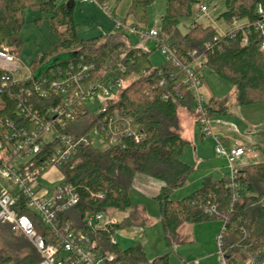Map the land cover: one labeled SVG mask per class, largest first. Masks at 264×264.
<instances>
[{
	"label": "trees",
	"instance_id": "16d2710c",
	"mask_svg": "<svg viewBox=\"0 0 264 264\" xmlns=\"http://www.w3.org/2000/svg\"><path fill=\"white\" fill-rule=\"evenodd\" d=\"M155 1L131 0L123 21L132 15L139 28H147L148 7ZM165 1L167 7L159 32L171 41L179 60L190 63V53L197 50L204 56V61L197 66L198 73L206 65L233 84L236 102L240 105L264 103V51L261 49L264 27L260 28L264 25V13L258 11L259 6L264 11V0H209L216 6L225 4L226 9L217 17L231 26L225 33L197 21L182 33L178 29L181 21L196 17V7L205 0ZM76 4L77 0H0V46L7 44L17 57L23 48L21 30L26 10L46 13L51 30L59 37L30 62L29 80L0 92V118L10 117L17 128L32 127L34 114L42 113L52 100L34 94L27 96L20 107L22 101L16 92L33 85L45 74L51 79L66 77L71 66L74 72L81 65L93 66L83 79L87 84L104 82L113 76L130 81L108 105L133 118L135 126L143 131L142 139L127 138L125 147L83 145L77 149L74 157L61 168L64 182L75 185L80 196L79 203L62 214L64 220L81 229L89 212H126L114 228L99 233L104 249L114 253L121 264H171L169 253L149 261L141 242L122 248L118 242L111 241L117 229L146 223L131 196L136 175L144 174L165 183L156 200L169 246L178 238L183 223L220 219L223 241L219 251L224 255L225 264H247L251 252L264 249V144L260 146L263 160L246 165L237 177L243 186L239 198L234 197L235 189L229 177L213 176L204 177L201 186L190 194L173 198V193L195 171L194 165L183 159L187 143L181 133L179 111L186 108L199 117L194 94L184 82L185 68L166 60L155 65L151 57L158 47L153 50L133 47L123 32L111 30L92 38H80ZM68 53L72 56L62 57ZM58 70L61 74H53ZM231 105L227 98H210L208 117L226 115ZM77 110L76 118L62 130L75 136L88 135L98 125V118L85 104L78 105ZM8 127L7 123L0 131ZM220 140L230 145L225 138ZM17 208L20 214L31 216L41 232L46 231L23 202ZM212 208L215 211L211 212ZM20 248L28 249L19 254L6 246L0 248V264L40 262L42 257L34 243L24 242Z\"/></svg>",
	"mask_w": 264,
	"mask_h": 264
},
{
	"label": "built area",
	"instance_id": "2783aa9c",
	"mask_svg": "<svg viewBox=\"0 0 264 264\" xmlns=\"http://www.w3.org/2000/svg\"><path fill=\"white\" fill-rule=\"evenodd\" d=\"M80 1L99 5L110 17L114 16L118 2ZM198 9L206 13L208 6L201 4ZM258 11L264 13L261 6ZM263 27L261 24L260 28ZM114 31L123 33L130 31L137 34L141 41L155 43V47L161 49L166 61L184 66V82L194 94L203 133L212 135L207 109L209 99L203 93L202 76L197 71V66L204 61L203 54L194 50L190 53L192 61L183 63L176 56L171 41L160 35L158 27L139 28L135 23L128 24L123 19H117ZM244 43H247V39ZM206 47L209 48L210 43H207ZM261 49L264 51V43ZM18 58L10 46L7 44L0 46V92L30 79V67L26 72ZM80 68L78 72H74V67L71 66L66 77L61 79H51L45 74L33 85L16 92V97L22 101L20 107L26 102L27 96L34 94L52 100L42 113L34 114L32 127L17 128L10 117L0 118V127L7 123L10 125L7 130L0 131V221L12 223L18 231L33 241L42 257L38 264H121L114 253L104 249L99 235L102 230L112 229L120 223L121 219H118L115 213L117 211L89 212L84 216L83 227L76 228L70 220H64L62 216L79 203L80 196L76 186L64 182V176L61 184L50 189H44L38 183L50 168L61 171L83 145L100 148L125 147L127 138L136 141L142 139L143 131L135 126L134 119L108 105L109 101L117 99L119 92L125 89L130 81L113 76L104 82L87 84L83 79L93 66L81 65ZM57 73L61 74V71L53 72ZM98 96L102 102L97 109H92L90 102ZM82 104L98 118V125L88 135L75 136L64 132L62 129L76 118L77 106ZM216 152L227 160L229 178L235 189L234 197L239 198L243 186L237 177L246 166L245 158L250 154L252 156L256 154L249 153L245 145L231 146L222 143L220 137H217ZM22 202L46 231L41 232L31 216L20 214L17 206ZM213 211L215 210L212 208L211 212ZM111 241L117 243L114 237H111ZM217 241L221 246L223 234L217 236ZM220 253L221 264H225L222 251ZM247 264H264V249L251 252Z\"/></svg>",
	"mask_w": 264,
	"mask_h": 264
},
{
	"label": "rangeland",
	"instance_id": "374dc122",
	"mask_svg": "<svg viewBox=\"0 0 264 264\" xmlns=\"http://www.w3.org/2000/svg\"><path fill=\"white\" fill-rule=\"evenodd\" d=\"M118 7L115 10L114 16H108L103 9L92 2H83L77 0L75 8V19L78 24V35L80 38L88 39L101 34H106L114 30L115 20L124 19L126 17L131 0H117ZM204 4L208 6V11L202 13L196 7V17L184 19L178 26V29L185 33L188 31L193 22L197 21L203 25H212L220 33H225L229 26L223 19L217 17L223 12L225 4L215 5V2L205 0ZM166 1L156 0L148 7L149 26L148 28L158 27L161 24L162 16L166 11ZM199 7V6H198ZM25 24L21 30L23 38V48L20 54L19 62L24 70L28 72L29 64L33 58L40 52L46 50L51 44L59 40L58 35L50 28L48 15L39 10L25 11ZM126 22L128 24L136 23L132 15ZM237 23L236 25H238ZM128 42L132 46H141L148 50H153L155 43L141 41L137 34L124 31ZM72 54H64L62 57H71ZM152 61L155 65L161 64L165 57L161 49L156 50L152 54ZM202 76L203 88L208 92L213 93L217 98H227L231 101L236 99V88L227 80L221 78L213 69L204 66L200 70ZM102 99L98 96L90 102L92 109H97L101 104ZM184 109V108H183ZM182 110V109H181ZM257 110L256 113H252ZM226 117V118H224ZM223 119L233 121L239 130L247 132L251 136H255L260 130H264V103L253 105L235 104L232 107V113L224 115ZM212 119H218L212 117ZM195 131H188L185 153L183 159L191 164L196 163L198 169H203V161L197 163L196 154L202 157L204 161L220 162V156L216 152L217 137L213 132L212 135H202L203 130L198 123L194 124ZM194 135V137H193ZM200 150V153H197ZM63 182V175L59 169L50 168L46 174L39 179V184L44 189H50L53 186ZM187 188L181 189L175 197H181L186 194ZM131 196L134 202L143 203V196L136 194L131 190ZM135 202V203H136ZM147 219L143 226H130L123 229H117L114 237L122 248H127L135 242H142L145 246L146 254L149 261L154 258L169 253L171 264H221V253L219 251V243L217 236L221 233L223 221L220 219L209 220L205 222L190 223L185 222L180 227L178 238L172 245H168L165 237L161 209L159 202L156 199H148L146 203ZM117 211V210H115ZM118 219H122L126 212H115ZM142 214V213H141ZM143 216V215H142ZM144 218V216H143ZM136 236V239H134ZM24 242L27 245H32L33 241L26 235H22L14 225L10 222L0 221V248L9 247L13 252L22 254L23 250L28 248H20ZM20 245V246H19Z\"/></svg>",
	"mask_w": 264,
	"mask_h": 264
},
{
	"label": "crops",
	"instance_id": "0c3cea01",
	"mask_svg": "<svg viewBox=\"0 0 264 264\" xmlns=\"http://www.w3.org/2000/svg\"><path fill=\"white\" fill-rule=\"evenodd\" d=\"M118 3L119 2H117L116 4V9L118 7ZM202 90L208 99L212 97H216L213 93L205 90L203 86H202ZM230 102H232V105L226 115H229V113H232L233 105L237 104L236 99L235 101L230 100ZM252 105L256 107L257 104H252ZM256 111L257 110H254L253 112H251V114L256 113ZM179 117H180V128H181L182 136L184 137L185 140H187L188 131H195L194 124L196 125L198 123L200 124L199 117H197L195 113H193L191 110L186 109V108L179 111ZM215 117L218 119H212V120L210 119V126H211L212 132L215 133L216 137L225 138L226 141H228L231 146L245 145L249 153L256 154V156H252L250 154L245 158L246 165L256 163V162L263 160V154L260 150V146L264 144V137L262 135V131L264 130H260L259 133H257L255 136H251L247 132L239 130L233 121L223 119L222 117H224V115L215 116ZM202 135L204 136L205 134L202 133ZM196 152L200 153V150L198 152V149H197ZM220 159H221L220 162L218 161L207 162V161H204L202 157L200 156L198 157V154H196L197 163L200 164L202 160L203 161L202 164L203 166H205V168L198 169L197 164L194 163L193 165L195 167V171L191 174L187 183L182 188L177 189L174 194H176L183 188L188 189L187 193L183 194V196L178 197V198L175 197V195H173V198L179 199V198H182L190 194L191 192H193L194 190H196L197 188L201 186V182L203 178L206 176H213L215 178L229 177L230 169L228 166V162L225 158L221 156H220ZM164 185L165 183L163 181L156 179L154 177L147 176L144 174L136 175L134 182H133L132 190L136 194H141L143 196V199H144L143 203L136 202V201L135 202L139 206L140 212L144 216L145 220L148 217L147 207H146L147 200L156 199L157 195L159 194V192L161 191ZM134 239H136V236H134Z\"/></svg>",
	"mask_w": 264,
	"mask_h": 264
}]
</instances>
